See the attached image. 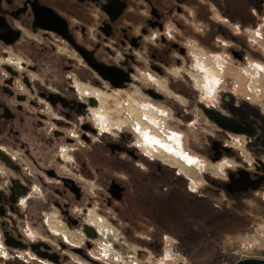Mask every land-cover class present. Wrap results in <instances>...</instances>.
<instances>
[{
	"label": "flooded vegetation",
	"instance_id": "af4514ba",
	"mask_svg": "<svg viewBox=\"0 0 264 264\" xmlns=\"http://www.w3.org/2000/svg\"><path fill=\"white\" fill-rule=\"evenodd\" d=\"M257 17H264V0H0V264H172L125 262L115 255L120 245L100 250L95 242L106 221L118 227L111 232L129 261L161 254L167 236L187 239L194 216L186 205L198 189L178 184L181 169L163 166L160 156L189 167L200 160L168 124L170 134L158 137L159 122L146 129L143 116L133 133L99 122H139L127 109L130 98L167 104L173 115L167 90L192 106L179 116L197 122L195 102L215 90L200 89L192 48L221 52L209 46L221 49L225 39L230 56L244 62L249 48L238 34ZM118 91L132 97L122 101L123 118L111 119L102 100ZM198 143L204 159H239L222 135ZM240 164L227 181H212L215 193L264 191V162ZM205 178L198 197L210 192ZM128 243L138 245L136 255ZM186 243L193 247L192 239ZM225 253L215 264L264 261V246L235 259L237 248Z\"/></svg>",
	"mask_w": 264,
	"mask_h": 264
},
{
	"label": "rangeland",
	"instance_id": "374dc122",
	"mask_svg": "<svg viewBox=\"0 0 264 264\" xmlns=\"http://www.w3.org/2000/svg\"><path fill=\"white\" fill-rule=\"evenodd\" d=\"M263 33L264 32L261 30V34L264 37ZM258 40L260 41V44H253L259 48V50L261 49L260 52H263L261 53L262 56H259L260 58L256 56V58L249 57L247 61L244 62H239L230 56L228 51L229 41H226L225 39H223V42H227V44L221 45V49L220 46H217L218 48L209 46V48L212 50L214 49V51H221L226 54L228 58V67L226 70L225 80L222 86L214 92L215 94L210 97H207L208 95L206 96L205 94L203 97H200V103L195 102V109H193L192 112L195 114V118L198 119L197 122H187L183 116H179V113H181V107L188 108L189 111H191L190 108H192V106L190 103L188 104L186 99L181 95H173L171 90H167L166 93L169 95V100L177 106V114L174 112L172 115V109L169 108L167 104L158 102L152 103L149 102L148 99L145 100L146 104L149 103L150 105L153 104V106L160 107L163 111V116L165 114L169 117L172 115V118L167 122L168 126L177 131L178 134H182L183 148L188 151L192 149L193 152L190 150V153L195 157H197L196 147L199 144L198 140L201 138L206 139L208 133H211L213 136H217L218 134L222 135V129L219 128L206 114H204L203 111L204 109H214L225 117L233 118L235 116H239L241 119L259 121L257 124H260L261 127H259V129L251 135L233 134L232 138L226 137L223 139V142L227 147H230V154H235L240 159V165L253 168L254 161L257 163L261 161L264 162V140L259 138V136L264 135V124L260 122V120H264V98L259 96L251 97L255 98V102L258 103V105H254V107L251 108L249 106L242 105L243 103L238 105L234 104L233 98L235 97L232 95V93L234 94L232 86V82L234 80H237L240 83L242 81L245 82L244 85L246 89L247 78L240 72L239 67L245 68L249 61L264 63V39ZM193 65L197 67V63L195 61L193 62ZM247 68L248 67H246V69ZM184 69L189 70L190 68L184 67ZM179 70L180 69L175 68L173 72L179 73ZM193 70L194 69H192V71ZM248 70L252 71L250 68H248ZM194 72L196 73L195 75H197L199 84L203 85L202 74L200 76V73L196 71ZM259 73L260 75L257 79H259V81L261 80L260 84L263 82L264 85V70ZM255 76L257 75L255 74ZM185 78L188 82H190L188 77ZM159 81L164 83L162 79H159ZM238 93L245 94L244 89L241 87V90H238L237 94ZM131 95L132 94H127V92L124 91L112 92L113 98L109 101V96L106 97V99H104L105 96L103 97L102 108H105V111L108 112L111 119H122V112L126 109V107L123 109L122 101H127L126 98H128V96L132 97ZM247 95L248 91L246 89V96ZM196 96H198V94L194 95V97ZM237 106H241L242 109L244 108L248 112L251 111L252 113L257 114L250 115L248 112L246 114H241L238 109L239 107L237 108ZM130 108L133 107L130 106ZM100 110L102 112V109L97 110V112H100ZM133 111L135 113L134 116L137 119H141L140 110L134 109ZM104 114L105 112H103V116ZM165 119H167L165 116L161 119L158 118L159 122H165ZM99 123L103 127L112 128V130H115V125H118V127L128 129L132 132L133 127H131L129 123L133 124L134 122H106L107 124H101L103 122ZM160 130H162L160 127L155 128L154 133L158 137H163L164 135ZM136 137L138 139L140 136ZM244 144H246L245 147ZM260 147H263V149H260ZM160 157L163 161L170 164L168 165L165 163L163 166L170 169L172 168V170H176V168L181 169L177 180L178 184L180 183L182 186H186L187 188L191 185L193 188L198 189V192L195 191L191 193V195L193 194V198L186 205L193 209L192 214L194 216L193 220L186 222L188 228H191L192 230L188 229L189 237L187 239L184 238V241L182 242L179 237L170 238V236H167V239L163 243L161 254L153 255L151 252L147 251L144 256L140 255L139 258H133L132 261H129L124 257V249L127 250V248H125L120 241L114 239L116 237L111 232H116L118 227L111 222L106 221L107 223L105 222V226L103 227L104 232L101 233V229L99 230L98 228L99 237L95 242L98 249L112 246L111 249L115 250V246L118 244L120 245V248L117 249V253L115 255L122 258L125 262L133 263L135 261L145 260L146 262L151 263L153 258L156 257L158 261L163 263L171 262L172 264H215L217 262L216 260L221 257H230L227 253H225V248L229 247L237 248V255L231 257L234 259L244 254L257 253L260 251V248L264 246V191L241 194L237 197L230 196L226 191L221 193L214 192V188L217 187L212 184V181H227L228 172L231 171L230 169L234 170L236 168L233 158L225 157L223 159L221 158L213 161L205 160L203 161L205 163L203 165L202 162L199 161L197 165L189 167L187 164H185V166L179 163L174 165L172 161L170 162L166 160L165 155ZM249 162H252V165L249 164ZM205 175H208L211 181V185L209 186L210 192H208L204 197H198L196 194L201 193V188L206 186ZM183 207L186 208L185 206ZM106 226L110 228L109 232L105 229ZM179 232L180 229L178 230V234H180ZM190 239H192V248L189 247L188 243H186ZM170 244H174V247L171 248ZM128 246L134 248L136 253H132L133 255L138 253V245L128 243Z\"/></svg>",
	"mask_w": 264,
	"mask_h": 264
},
{
	"label": "built area",
	"instance_id": "2783aa9c",
	"mask_svg": "<svg viewBox=\"0 0 264 264\" xmlns=\"http://www.w3.org/2000/svg\"><path fill=\"white\" fill-rule=\"evenodd\" d=\"M253 31L256 33L257 32V29H254V30H250L249 31V34L252 38V41L254 43H259L260 44V41L258 39H264V37L262 36V34L260 33V35H258L256 33V36L253 35ZM192 56H193V59L194 61L197 63V67L194 66V70L193 71H196L198 73H201L200 71V68H199V64H198V60L199 59H202L205 61V63H208L209 66H215L216 68L219 69L220 73L218 75V88L220 86H222L225 78H224V75H225V70H226V67L228 65V58L226 56V54L224 52H209V51H205L203 49H200L198 47H193L192 48ZM246 67L250 68L252 71H249L248 68L246 69ZM245 68L243 67H239L240 69V72L242 74H244L247 78V87H248V91H249V96L247 97H251V96H259V97H263L264 98V85H263V82L260 84V81L259 79H257V77L260 75V71H263L264 69H258L257 67H259V63L257 61H254V62H248V65L246 66ZM254 72V73H252ZM255 74L257 76H255ZM235 86H238L237 83H235ZM217 88V89H218ZM154 109V111H152ZM151 110V113H155L156 110H158V114H156L157 116H163V113H162V110H159L158 108L156 107H152L150 106V109ZM145 118V117H144ZM166 120V119H165ZM164 120V121H165ZM145 122H147L146 119H144ZM166 122V121H165ZM125 123V122H124ZM246 144H244V147H245ZM245 149V148H244Z\"/></svg>",
	"mask_w": 264,
	"mask_h": 264
},
{
	"label": "bare ground",
	"instance_id": "6f19581e",
	"mask_svg": "<svg viewBox=\"0 0 264 264\" xmlns=\"http://www.w3.org/2000/svg\"><path fill=\"white\" fill-rule=\"evenodd\" d=\"M258 35H260V33H261V31H257L256 32ZM256 33L253 31V35L254 36H256ZM249 36H250V34H249ZM251 37V36H250ZM199 62H198V64H199V68H200V76H201V74H202V79H203V85L202 84H199V86H200V89L201 90H206V91H208V92H212V91H216L217 90V88H218V80H217V78H218V75H219V73H220V71H219V69L218 68H216L215 66H209V64L208 63H205V61L204 60H202V59H199L198 60ZM227 67H228V65H227ZM227 67H226V70H227ZM259 70L262 68V69H264V63L262 62V63H259V67H257ZM226 70H225V75H226ZM225 75H224V77H225ZM205 78V80H204V78ZM201 78V77H200ZM238 86H240V84H238ZM246 89H247V91H248V87H247V84H246ZM250 94H249V91H248V96H249ZM251 97H253V96H251ZM251 97H248L249 99L251 98ZM131 102H129V106L127 107V109L132 113V114H134L135 115V113H134V109H139V110H141L140 112H141V115L140 116H143V117H145L144 119H146L147 120V122H145V121H143V122H145V123H148L149 124V126H147V124H146V129H152L151 127H150V122H159V120H158V118H162V117H164V116H157L156 114H158V110H156L155 111V113L153 114V113H151V110H149L150 109V106L151 105H149V104H145V105H141V102H139L138 100H135V98H130L129 99ZM122 104H123V102H122ZM130 106H132L133 108H130ZM137 106V107H136ZM139 106L140 107H143V109H140L139 108ZM123 109H124V104H123ZM133 109V110H132ZM125 110V109H124ZM123 110V111H124ZM152 111H154V109L152 110ZM100 112H101V110H100ZM163 112V111H162ZM125 119V118H124ZM126 120V119H125ZM128 121V120H127ZM142 121H141V119H139V122H134L133 124L132 123H129L130 124V126H134L135 124H139V123H141ZM121 123H122V121H121ZM120 123V124H121ZM145 123H143V124H145ZM101 124H107L106 122H103V123H101ZM154 124H156V123H154ZM153 124V125H154ZM122 125V124H121ZM144 126V125H143ZM160 127V129H162V130H160V131H162V133H163V135H169L170 133H168L167 131H169L170 129H168V127H167V122H159V126L158 127H156V128H159ZM171 131V130H170ZM188 158H190V156L188 155ZM194 162H195V160H194ZM186 164H189V163H187V162H185ZM193 163V162H192Z\"/></svg>",
	"mask_w": 264,
	"mask_h": 264
},
{
	"label": "crops",
	"instance_id": "0c3cea01",
	"mask_svg": "<svg viewBox=\"0 0 264 264\" xmlns=\"http://www.w3.org/2000/svg\"><path fill=\"white\" fill-rule=\"evenodd\" d=\"M253 29H257V31H264L263 29H264V17H257V19L256 20H254V23L253 24H248L247 25V27L245 26H243V27H241V29H240V33L238 34V36H239V39H240V42L242 43V45L243 46H247L248 48H249V52L246 54V61H247V59L249 58V57H251V58H253V57H259V56H262V54L261 53H263V52H260V50H259V48H257L253 43V41H252V38L249 36V31L250 30H253ZM264 34V33H263ZM256 53H257V55H256ZM255 57V58H256ZM260 58V57H259ZM235 83H237V84H241L240 86H235ZM245 82H238L237 80H234L233 82H232V86H233V92H234V94L232 93V95H234V97L235 98H233V100H234V104H236V105H238V104H242V105H246V106H249V107H254V105L256 106V105H258V103L257 102H255V98H251V99H249L247 96H246V89H245ZM236 87V88H235ZM241 87L244 89V93L245 94H241V93H238L237 94V92H238V90L240 91L241 90ZM226 92V91H225ZM247 99H249V100H247ZM258 101H260V100H258ZM262 104V103H261ZM237 107H239V109L240 108H242L241 106H237ZM249 114L250 115H253V114H257V113H252L251 111H249ZM193 122H196L195 120L193 121ZM203 132H205V131H203ZM211 139H214V137H215V135L213 136L211 133H208L207 134ZM218 135H220V134H218ZM217 135V136H218ZM232 135L233 134H231V133H229L228 131H225V130H222V137H223V139L224 138H226V137H229V138H232ZM211 142V141H210ZM229 148L230 147H228V149L226 148L225 150L226 151H229ZM197 155V157H198V159L202 162V163H204L203 161H213V159H211V160H207V159H204V158H202V157H200L198 154H196ZM225 157H230V156H224V158ZM230 158H232V157H230ZM223 159V158H222ZM234 160V162H235V165L236 164H238L239 162H240V159H237V160H235V159H233Z\"/></svg>",
	"mask_w": 264,
	"mask_h": 264
},
{
	"label": "water",
	"instance_id": "95a60500",
	"mask_svg": "<svg viewBox=\"0 0 264 264\" xmlns=\"http://www.w3.org/2000/svg\"><path fill=\"white\" fill-rule=\"evenodd\" d=\"M108 79V78H107ZM115 86H122L121 84ZM205 114L221 129L234 133V134H245L251 135L255 132V127L251 124V122H240L238 120H234L228 117L222 116L215 110H205ZM264 124V120L262 121ZM233 182L230 184L232 186ZM248 185L246 186V188ZM243 263H252V264H264L263 260L258 259H244L236 262L235 264H243Z\"/></svg>",
	"mask_w": 264,
	"mask_h": 264
}]
</instances>
